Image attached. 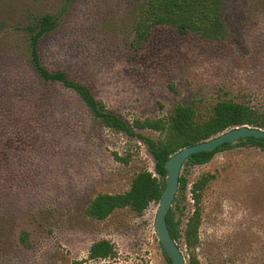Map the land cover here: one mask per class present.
Here are the masks:
<instances>
[{
	"label": "rangeland",
	"instance_id": "374dc122",
	"mask_svg": "<svg viewBox=\"0 0 264 264\" xmlns=\"http://www.w3.org/2000/svg\"><path fill=\"white\" fill-rule=\"evenodd\" d=\"M146 5L0 0V85L30 78L26 44L9 34L10 27L48 13L60 25L40 42L42 63L88 86L129 124L164 117L176 105H192L205 118L221 100L264 111V0H224L223 28L215 36L179 34L163 24L147 29L151 20L141 15ZM137 23L147 29L141 38ZM48 91L53 103L40 120L16 121L14 134L11 123L0 120V194L11 213L0 229V264L83 262L101 239L113 244L115 256L87 264H168L154 228L158 204L141 216L116 210L102 222L84 213L96 195L123 193L137 173L154 172L148 147L105 129L69 90ZM140 134L158 139L152 131ZM114 153L127 162L116 161ZM181 174L186 189L177 191L171 206L181 232L195 208L192 184L212 177L200 202L194 250L200 263L264 264V152L234 145L206 164L182 167ZM21 229L29 232V248L17 242ZM177 245L187 262L183 240Z\"/></svg>",
	"mask_w": 264,
	"mask_h": 264
},
{
	"label": "trees",
	"instance_id": "16d2710c",
	"mask_svg": "<svg viewBox=\"0 0 264 264\" xmlns=\"http://www.w3.org/2000/svg\"><path fill=\"white\" fill-rule=\"evenodd\" d=\"M223 2L224 0H147L141 15L151 20L146 26L147 29L154 24H163L174 27L179 34L199 32L204 36H215L223 28L220 18ZM59 25L58 17L47 13L33 16L32 20L24 24L10 27L9 34L18 39L22 38L26 44V71L30 78L26 77L17 82H21V85L12 80L0 85V120H8L11 123L9 126L13 127V134L19 130L16 127L19 123H15L16 121L33 118L40 120L44 116L45 107L53 103L52 94L48 90L60 87L72 92L90 116L105 129L141 140L154 159V172L143 170L137 173L127 191L120 194H98L93 197L84 210L89 219L102 222L120 209H128L134 215L141 216L150 204H158L165 186V163L180 149L208 140L234 127L250 126L264 130V111L247 103L232 100L217 101L211 106L205 118L199 117V112L192 105H176L164 117L135 119L131 124L127 123L109 111L88 86L74 80L64 71H51L42 63L39 54L40 42L44 36L57 30ZM147 29L137 23L135 30L138 38L143 37ZM15 59L21 62L19 56ZM0 129L4 130V127L0 126ZM144 130L157 133L158 139L154 141L141 135L140 132ZM234 145L255 147L264 152V140L249 137L234 144H224L211 153L193 155L185 161L183 167L206 164L216 153ZM113 156L116 161L127 162L125 158H120L115 153ZM211 178L203 176L192 184L190 194L195 208L182 232L171 208L166 216L172 239L176 243L183 240L188 256L187 264H201L194 250L199 243L202 191ZM178 182V191H184L186 179L182 174ZM4 198V194H0V229L8 223L11 214L4 210ZM17 242L23 248L31 246L29 232L26 229L19 230ZM114 256L113 244L101 239L90 245L86 261L106 260ZM166 259L168 264H171L167 257ZM86 261L72 264H87Z\"/></svg>",
	"mask_w": 264,
	"mask_h": 264
},
{
	"label": "water",
	"instance_id": "95a60500",
	"mask_svg": "<svg viewBox=\"0 0 264 264\" xmlns=\"http://www.w3.org/2000/svg\"><path fill=\"white\" fill-rule=\"evenodd\" d=\"M249 137L264 140V130L250 126L234 127L208 140L184 147L166 161L164 167L166 173L165 186L158 203L154 228L158 242L171 264H187L180 248L172 239L166 223V216L178 191L179 176L185 161L193 155L211 153L224 144H234Z\"/></svg>",
	"mask_w": 264,
	"mask_h": 264
}]
</instances>
